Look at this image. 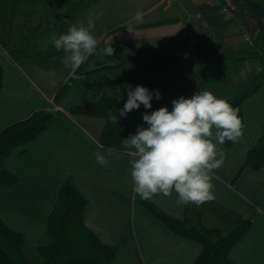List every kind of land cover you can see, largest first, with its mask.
<instances>
[{
  "label": "crops",
  "instance_id": "0c3cea01",
  "mask_svg": "<svg viewBox=\"0 0 264 264\" xmlns=\"http://www.w3.org/2000/svg\"><path fill=\"white\" fill-rule=\"evenodd\" d=\"M260 1L263 10L264 1L256 0L257 3ZM137 10L145 13L143 22L133 19ZM233 11L234 15L228 16L219 4L210 0H92L70 24L86 26L90 15L102 13L93 31L98 39L97 52L91 56L86 68L116 64L118 59L114 55L104 57L99 51L105 43L113 40L128 43L151 63L130 61L127 70L131 69L129 73L140 79L128 83H140L152 92L159 90L162 99L157 100L155 96L153 99L172 106L174 99L190 98L201 90L228 99L243 89L242 65L234 68L230 59L219 62L220 57L213 49L219 45L225 49L242 48L241 28L249 30L251 18L263 14H253L242 5ZM167 18L175 20L156 23ZM123 25H130L134 33H130L128 27H121ZM186 27L193 29L191 36L183 33ZM261 33L264 37V27ZM250 36V48L264 53L261 44ZM211 53L213 56L208 65L198 67L188 83L174 93L171 88L154 90L158 78L141 82L142 78L147 80L146 73L157 75L159 69L164 71L169 65L172 69L176 64L172 70H187L185 68L194 66L193 62L197 63L200 55L209 56ZM63 56L58 63L50 64L34 58L15 61L0 43V64L3 67L0 129L28 116L35 109L61 110L34 138L16 145L4 157L3 166L17 179L13 184L0 185V219L22 233L23 252L29 262L42 264L38 247L53 241L47 217L61 181L70 175L86 198L85 224L102 242L117 247L111 264H193L201 244L174 234L140 202V196L134 194L130 161L136 158L135 150L123 147V151H118L119 158L114 156L108 167H101L93 153L106 150L98 141L104 120L69 112L72 104L97 100L101 92L85 87L77 78L59 101H54L57 87L72 72L62 62ZM189 57L192 60H183ZM250 59L259 63L256 58ZM124 84L121 87L126 89ZM152 105L151 109L141 105L138 110L130 112L128 119L134 131L126 138L135 134L139 126H148L142 114L157 110L153 101ZM242 111L243 135L229 147L217 144V150H223L226 158L223 165L211 174L215 199L198 208L208 227L226 229L237 219L250 216L253 222L231 248L230 257L233 264H264V165L258 169L246 166L240 170L247 150L264 132V80L244 98ZM213 142H216L214 136ZM176 199L177 194L173 191L171 196L156 195L148 201L179 217L184 206H177Z\"/></svg>",
  "mask_w": 264,
  "mask_h": 264
},
{
  "label": "trees",
  "instance_id": "16d2710c",
  "mask_svg": "<svg viewBox=\"0 0 264 264\" xmlns=\"http://www.w3.org/2000/svg\"><path fill=\"white\" fill-rule=\"evenodd\" d=\"M92 0H72L59 11H49L42 33L52 37L66 33L69 23H64L79 15ZM232 10L241 5L256 14L262 8V1L256 0H219ZM25 0H0V43L7 48L12 58L19 61L22 58H34L42 63H58L62 51H57L52 39L45 45H40L30 37L24 36L16 46L9 42L11 20L17 9ZM257 15V14H256ZM175 20L167 18L156 23ZM123 25L121 27H129ZM132 26V25H131ZM101 43H104L101 41ZM114 56L118 59L116 64L103 65L95 69H87V61L71 74L57 87L54 101L58 102L73 82L80 77L85 87L101 92L97 100L82 104H72L71 113H81L102 118L104 124L98 134V141L104 149L115 146L118 151H123L121 141L134 131V127L127 117L119 115V110L127 102V89L119 86L140 78L136 75H118L120 70L127 68V64L135 59L140 63L151 64L145 61L137 50L125 42L113 40ZM219 53V62L230 59L234 68H238L245 59L256 58L264 69V53H259L254 48L243 49L239 47L226 48ZM173 59V58H171ZM264 80V74L259 82L250 88H243L231 98L226 99L233 108L238 109V115L243 125L242 101L254 92ZM3 85V67L0 64V87ZM157 109L172 106L160 104L152 100ZM59 109H35L28 116L13 121L0 129V185L15 183L17 176L3 166L4 157L18 144L34 138L49 123L51 118L60 113ZM118 116V123L110 120L109 116ZM233 142L226 140L224 147L231 146ZM264 165V132L256 139L247 150L245 160L240 168L250 167L258 169ZM239 170V171H240ZM160 221H162L174 234L201 244V250L193 264H233L230 257L231 248L241 240L249 230L253 219L244 216L237 219L229 228L221 229L206 226L201 217L198 206L189 204L184 206L183 214L179 217L172 216L161 209L156 203L148 200L140 201ZM86 198L77 188L72 176H66L60 183L56 199L47 217V227L53 241L49 245H40L38 250L42 256V264H111L116 254L117 247L102 242L95 232L84 222ZM0 264H31L23 252V235L11 229L0 219Z\"/></svg>",
  "mask_w": 264,
  "mask_h": 264
},
{
  "label": "clouds",
  "instance_id": "9594fccd",
  "mask_svg": "<svg viewBox=\"0 0 264 264\" xmlns=\"http://www.w3.org/2000/svg\"><path fill=\"white\" fill-rule=\"evenodd\" d=\"M102 15H90L86 26L65 20L64 23L70 24L66 33L52 37L54 48L64 54L62 62L73 72L97 52L98 39L93 31ZM144 15L142 10H137L133 19L143 22ZM127 29L134 33L132 27ZM114 52L112 45L106 44L99 55L110 57ZM125 87L128 99L119 110L123 117L141 105L151 109L154 96L162 99L159 90L153 93L143 85ZM238 111L226 99L201 90L190 98L174 99L171 111L161 107L143 113L148 126H139L135 134L121 141L124 148L135 150L136 158L130 161L134 194L142 200H151L156 195L171 196L174 191L177 206H200L214 200L211 174L226 158L223 150H217V144L223 145L226 140L235 143L243 135ZM109 118L118 123V116L110 114ZM93 156L101 167H108L110 158H119V153L115 146H110L103 152H94Z\"/></svg>",
  "mask_w": 264,
  "mask_h": 264
},
{
  "label": "rangeland",
  "instance_id": "374dc122",
  "mask_svg": "<svg viewBox=\"0 0 264 264\" xmlns=\"http://www.w3.org/2000/svg\"><path fill=\"white\" fill-rule=\"evenodd\" d=\"M71 1L72 0H25V2L17 9L14 17L11 20L10 36H9L10 45L16 46L24 36L30 37L33 41L37 42L38 44H46L50 42L51 36L48 35V33L41 32L46 22L47 13L51 10L59 11L62 8H64V6L68 5ZM260 13L263 14L262 17H259L257 15L253 16L249 21V30L247 28L246 29L253 36L252 39L254 41L257 40L258 43L261 44V47H263V51H264V37L262 36L261 33L262 28L264 27V8L263 10L262 9L260 10ZM241 41H242L241 46L243 49L250 48L251 42L249 43L244 42L242 38ZM224 49L225 48L219 45L213 50L218 55L219 54L218 52L224 51ZM212 56H213L212 53L209 56L200 55V58L196 60L197 63L193 62L194 66L190 67L189 69L185 68L187 70H175V69L172 70L173 68L176 67L175 64L172 69H169L172 65L171 66L169 65V67L165 68L164 71H161L162 69H159L160 72H158L159 74L157 75L153 72H150L148 74L146 73L145 77L147 78V80L142 78L141 82L145 83L148 80L153 81L154 78H158V83L156 84V87L155 86L153 87L154 90L166 89L167 91L169 90V88H171L170 89L171 92L174 93V90H177L178 87H181L183 84L188 83V81L191 79L193 74L197 72L196 70H198V67H203L208 65L207 63L208 61H211ZM190 57L189 59H183V60H192V58L190 59ZM254 60L255 59L248 58L245 59L241 64L242 67L240 72H243L242 75L243 83H244L243 88H250L252 85L256 84L259 80H261L262 75L264 74V69L260 70L261 64L258 63L259 64L258 65L257 63H255ZM129 72H131V69H129L128 71L127 68H125L124 70H120L117 74L128 75L130 74ZM142 73L143 72H141L140 70V74ZM239 75L240 73L238 74V76ZM127 84H131V83H127ZM125 85L126 84H124V86ZM136 85H141V84L140 83L132 84L133 87H135ZM119 87L122 89L121 85Z\"/></svg>",
  "mask_w": 264,
  "mask_h": 264
},
{
  "label": "built area",
  "instance_id": "2783aa9c",
  "mask_svg": "<svg viewBox=\"0 0 264 264\" xmlns=\"http://www.w3.org/2000/svg\"><path fill=\"white\" fill-rule=\"evenodd\" d=\"M210 1L219 4L222 11L225 12L228 16L234 15V11L231 8H229L227 5L221 4L219 0H210ZM183 33L187 34L188 36H191L193 34V29L186 27ZM240 35L244 42H248V43L251 42L250 33L246 28H241Z\"/></svg>",
  "mask_w": 264,
  "mask_h": 264
}]
</instances>
